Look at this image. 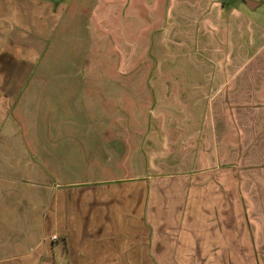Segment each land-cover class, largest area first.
<instances>
[{"label":"crops","instance_id":"crops-1","mask_svg":"<svg viewBox=\"0 0 264 264\" xmlns=\"http://www.w3.org/2000/svg\"><path fill=\"white\" fill-rule=\"evenodd\" d=\"M234 1L178 0L170 25L163 0L138 44L188 45L190 68L178 67V103L164 108L178 110L174 128L160 117L165 127L141 136L113 18L127 11L134 46V15L161 0H0V264H256L264 23L250 17L263 5Z\"/></svg>","mask_w":264,"mask_h":264},{"label":"rangeland","instance_id":"rangeland-1","mask_svg":"<svg viewBox=\"0 0 264 264\" xmlns=\"http://www.w3.org/2000/svg\"><path fill=\"white\" fill-rule=\"evenodd\" d=\"M56 2L61 1L62 3H67L69 0H55ZM133 1V0H132ZM141 2V0H137ZM154 0H142L144 4L148 3L152 4ZM161 4V11L154 10V14L148 13H141L134 15V22L133 27L135 28V34L132 36L134 44L136 45H127L124 36L125 30H123L122 25L127 24V11L124 13L121 12L118 14V18L114 19L117 22V27L119 30V37H118V47H110V49H118V64L117 70L120 73L124 70V75L126 76V70L134 69V79L133 84L135 87V120H134V129L135 134H140L141 136L144 133L147 135L151 134L155 135V132H159V129H163V126H159L160 123L156 122V118H163L170 119V128H174L171 123H175V115H178V110H164L165 107L169 108L170 102H172V98L176 100L178 103V67L184 70H188L190 68V61L188 56H190V48L188 45H184L183 47L178 46H158V45H150L149 46H141L138 44L139 41L142 43L147 42L149 38L153 37L154 30H157L158 27L154 26V22L156 20H161L162 18V5ZM257 3H262V9L258 11V13H254V16H251V20L259 23H264V0H252ZM228 6L233 7L236 5L234 0H226ZM244 6V4H243ZM165 17L168 20V24L174 25L175 22H178V0H165ZM164 9V7H163ZM135 10V8H134ZM141 11H143L141 9ZM249 12V11H248ZM252 13V12H250ZM87 14H89L87 12ZM89 15H85L87 18ZM184 18H189L188 14H183ZM114 17V16H113ZM164 17V18H165ZM111 20V19H110ZM155 20V21H154ZM186 23V21L183 19ZM189 21V20H187ZM159 22V21H158ZM86 24V20L83 21ZM152 27L149 30L142 31L143 27ZM88 25V24H87ZM178 25V24H177ZM248 35V33H247ZM247 38V37H246ZM114 41V40H113ZM131 41V40H130ZM73 49L72 52L74 54L71 55L72 65L70 67L71 70L75 71L78 70V65H80V58L83 54H87L88 47L84 44L71 47ZM106 53V50L109 49L108 46L103 47ZM82 53V54H80ZM178 53L181 57V61H178ZM79 56L78 61L75 58ZM184 56V57H182ZM103 68H108V65L104 62ZM113 68L115 65L113 64ZM109 69V68H108ZM164 70H171L169 71L170 74L168 75L169 78H159L158 75L160 71ZM174 71V72H172ZM121 75V74H120ZM130 78V77H129ZM128 78H121L119 80L126 81ZM75 80V79H73ZM132 79H129V83ZM106 82V80H105ZM172 86L174 89L173 93L170 92L169 87ZM167 89V90H166ZM160 104V108H159ZM151 113L149 114V112ZM71 122L77 120L75 115H71ZM178 118V117H177ZM74 119V120H73ZM75 122V121H74ZM167 123L166 120H163V123ZM158 154V148L154 149L153 154ZM171 153H174L171 151ZM178 153V152H177ZM159 170L160 167H158ZM263 235V234H262ZM261 235V237H262ZM264 243V237L262 238ZM259 252V250H258ZM262 255V258H261ZM260 253L255 256L256 264H264V244H263V253ZM260 260V263L258 262Z\"/></svg>","mask_w":264,"mask_h":264},{"label":"water","instance_id":"water-1","mask_svg":"<svg viewBox=\"0 0 264 264\" xmlns=\"http://www.w3.org/2000/svg\"><path fill=\"white\" fill-rule=\"evenodd\" d=\"M246 4L249 6V7H252L253 3L250 1V0H246Z\"/></svg>","mask_w":264,"mask_h":264}]
</instances>
